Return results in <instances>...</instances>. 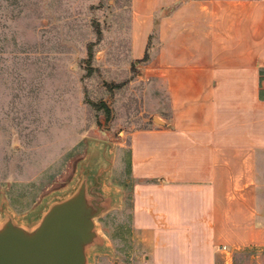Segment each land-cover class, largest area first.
Here are the masks:
<instances>
[{"label":"crops","instance_id":"crops-1","mask_svg":"<svg viewBox=\"0 0 264 264\" xmlns=\"http://www.w3.org/2000/svg\"><path fill=\"white\" fill-rule=\"evenodd\" d=\"M129 5L131 59L156 66L163 106L129 142L134 237L156 246L144 257L264 264V0Z\"/></svg>","mask_w":264,"mask_h":264},{"label":"rangeland","instance_id":"rangeland-1","mask_svg":"<svg viewBox=\"0 0 264 264\" xmlns=\"http://www.w3.org/2000/svg\"><path fill=\"white\" fill-rule=\"evenodd\" d=\"M130 30L129 0H0V224L34 225L88 178L115 199L89 264H152L156 247L135 239L125 194L130 136L163 109L156 66L131 59Z\"/></svg>","mask_w":264,"mask_h":264},{"label":"water","instance_id":"water-1","mask_svg":"<svg viewBox=\"0 0 264 264\" xmlns=\"http://www.w3.org/2000/svg\"><path fill=\"white\" fill-rule=\"evenodd\" d=\"M101 186L84 178L69 197L51 204L32 226L7 216L0 224V264H89L92 248H104L96 219L114 205Z\"/></svg>","mask_w":264,"mask_h":264},{"label":"trees","instance_id":"trees-1","mask_svg":"<svg viewBox=\"0 0 264 264\" xmlns=\"http://www.w3.org/2000/svg\"><path fill=\"white\" fill-rule=\"evenodd\" d=\"M264 79L262 78V98L264 97Z\"/></svg>","mask_w":264,"mask_h":264},{"label":"built area","instance_id":"built-area-1","mask_svg":"<svg viewBox=\"0 0 264 264\" xmlns=\"http://www.w3.org/2000/svg\"><path fill=\"white\" fill-rule=\"evenodd\" d=\"M262 64H263V67H264V60H263ZM224 249H226V248H224Z\"/></svg>","mask_w":264,"mask_h":264}]
</instances>
